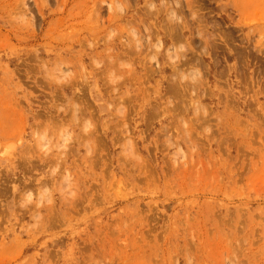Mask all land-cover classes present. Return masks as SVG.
I'll list each match as a JSON object with an SVG mask.
<instances>
[{
  "label": "rangeland",
  "instance_id": "obj_1",
  "mask_svg": "<svg viewBox=\"0 0 264 264\" xmlns=\"http://www.w3.org/2000/svg\"><path fill=\"white\" fill-rule=\"evenodd\" d=\"M0 264H264V0H0Z\"/></svg>",
  "mask_w": 264,
  "mask_h": 264
},
{
  "label": "bare ground",
  "instance_id": "obj_2",
  "mask_svg": "<svg viewBox=\"0 0 264 264\" xmlns=\"http://www.w3.org/2000/svg\"><path fill=\"white\" fill-rule=\"evenodd\" d=\"M167 34V33H166ZM167 37V36H166ZM174 40V39H173ZM160 44H161V42H160Z\"/></svg>",
  "mask_w": 264,
  "mask_h": 264
}]
</instances>
